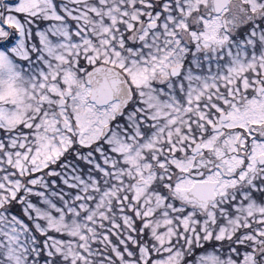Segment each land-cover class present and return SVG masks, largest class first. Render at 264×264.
I'll list each match as a JSON object with an SVG mask.
<instances>
[{
	"label": "snow or ice",
	"instance_id": "obj_1",
	"mask_svg": "<svg viewBox=\"0 0 264 264\" xmlns=\"http://www.w3.org/2000/svg\"><path fill=\"white\" fill-rule=\"evenodd\" d=\"M0 264H264V0H0Z\"/></svg>",
	"mask_w": 264,
	"mask_h": 264
}]
</instances>
